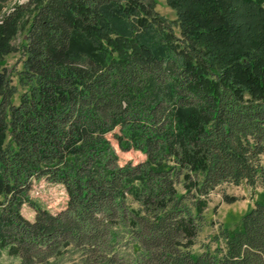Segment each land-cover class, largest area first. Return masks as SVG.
<instances>
[{"label": "trees", "instance_id": "trees-1", "mask_svg": "<svg viewBox=\"0 0 264 264\" xmlns=\"http://www.w3.org/2000/svg\"><path fill=\"white\" fill-rule=\"evenodd\" d=\"M168 2L181 36L145 0H27L1 16L0 250L20 264H264V199L214 250L191 249L218 186L264 193V0ZM117 128L144 162L119 164ZM44 178L66 188L57 214L30 198Z\"/></svg>", "mask_w": 264, "mask_h": 264}, {"label": "rangeland", "instance_id": "rangeland-1", "mask_svg": "<svg viewBox=\"0 0 264 264\" xmlns=\"http://www.w3.org/2000/svg\"><path fill=\"white\" fill-rule=\"evenodd\" d=\"M146 1L153 5L157 13L166 16L171 21H174L176 34L178 36L182 35V28L179 26V12L171 7L168 0H145V2ZM26 2L27 0H5L1 3L2 9L0 11V19L2 18V15L12 12L17 5H23ZM29 17L28 13L24 14L21 22L22 27L24 24H27ZM22 27L19 29L22 30ZM21 30L17 32L16 36L13 37L12 40L9 41V44H11L16 50L11 52L9 56H4V59L9 67L19 65L18 63L21 57L19 47L25 36V32ZM204 42L206 41L204 40ZM250 44L251 43H248L246 49L256 51L254 48H250ZM12 80H14L15 83L17 81L15 76L12 77ZM119 132L120 129L117 128L113 132L107 134V137L112 142L116 154L119 156V164L124 165L126 163H132L133 165H137L140 162H144L147 155L142 151L135 149L121 150L119 148L118 141L114 136L115 134H119ZM30 189V198L44 209H48L53 214H57L67 207L68 194L66 188H64L61 183H52L47 181L45 178L41 180L34 179L32 180ZM224 196L234 198L232 201H228L224 199ZM1 199L2 197L0 195V200ZM260 199H264L263 188L260 185L256 188H252L246 183H242L241 185L223 183L218 186L217 189L210 193L206 198L208 204L204 211L205 219L201 229L199 230L200 232L198 236L194 239V244L191 246V249L197 253L203 252V250H206L208 247L214 250L216 246H218L214 237L219 234V230L222 229V227L234 229V227L240 223L242 217L248 213L249 210L254 207L255 202ZM1 209L2 206H0V210ZM21 211L26 219L29 221L34 220L36 211L31 205L24 204ZM0 261L6 264H20L21 260L18 255L10 256L6 250L1 249Z\"/></svg>", "mask_w": 264, "mask_h": 264}]
</instances>
